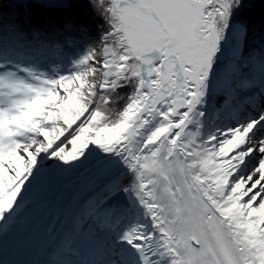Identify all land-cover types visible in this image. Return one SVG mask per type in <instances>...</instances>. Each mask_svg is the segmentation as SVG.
Here are the masks:
<instances>
[{
	"label": "snow or ice",
	"instance_id": "snow-or-ice-1",
	"mask_svg": "<svg viewBox=\"0 0 264 264\" xmlns=\"http://www.w3.org/2000/svg\"><path fill=\"white\" fill-rule=\"evenodd\" d=\"M0 264H264V0H0Z\"/></svg>",
	"mask_w": 264,
	"mask_h": 264
},
{
	"label": "water",
	"instance_id": "water-1",
	"mask_svg": "<svg viewBox=\"0 0 264 264\" xmlns=\"http://www.w3.org/2000/svg\"><path fill=\"white\" fill-rule=\"evenodd\" d=\"M44 220H46V218H44ZM44 220H43V222H44Z\"/></svg>",
	"mask_w": 264,
	"mask_h": 264
}]
</instances>
